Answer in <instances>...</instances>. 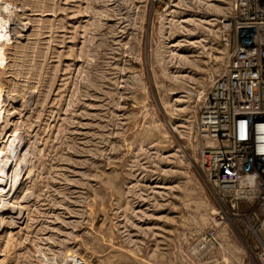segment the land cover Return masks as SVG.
<instances>
[{
    "label": "rangeland",
    "instance_id": "rangeland-1",
    "mask_svg": "<svg viewBox=\"0 0 264 264\" xmlns=\"http://www.w3.org/2000/svg\"><path fill=\"white\" fill-rule=\"evenodd\" d=\"M231 1L0 0V264H264L197 160Z\"/></svg>",
    "mask_w": 264,
    "mask_h": 264
},
{
    "label": "built area",
    "instance_id": "built-area-1",
    "mask_svg": "<svg viewBox=\"0 0 264 264\" xmlns=\"http://www.w3.org/2000/svg\"><path fill=\"white\" fill-rule=\"evenodd\" d=\"M216 23L226 56L196 118L197 160L234 205L248 200L259 210L264 260V0H232Z\"/></svg>",
    "mask_w": 264,
    "mask_h": 264
},
{
    "label": "bare ground",
    "instance_id": "bare-ground-1",
    "mask_svg": "<svg viewBox=\"0 0 264 264\" xmlns=\"http://www.w3.org/2000/svg\"><path fill=\"white\" fill-rule=\"evenodd\" d=\"M2 21V22H1ZM4 20H3V18H1L0 17V35L2 34V26H4ZM1 53H2V51H1V47H0V57H1ZM24 108V107H23ZM3 110V109H2ZM16 137V136H15ZM38 144V143H37ZM1 153V152H0ZM9 157V156H8ZM2 159H4V158H2ZM12 159V158H11ZM11 169V164H10V162H9V159L8 158H6L5 159V161H4V163L0 166V170H1V172H0V181H1V175L2 176H5L9 171H11L10 170ZM20 172V171H19ZM10 176V175H9ZM13 182V181H12ZM13 186V185H12ZM3 189V188H2ZM3 191H4V189H3ZM2 195V194H1ZM2 202V201H1ZM4 202V201H3ZM10 204V203H9ZM7 206V205H6ZM4 207V206H3ZM3 207H1V204H0V211L2 212V210H4V212H5V209L3 208ZM8 208H9V206H8ZM11 210V209H10ZM0 212V213H1ZM9 215V214H8ZM7 215V216H8ZM11 215V214H10ZM6 218V217H5ZM2 220V219H1ZM2 222H3V220H2ZM1 227V226H0Z\"/></svg>",
    "mask_w": 264,
    "mask_h": 264
}]
</instances>
